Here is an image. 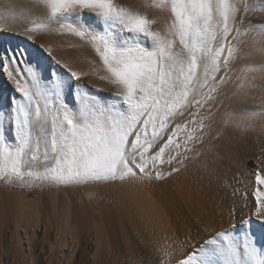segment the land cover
<instances>
[{"label": "snow or ice", "instance_id": "obj_1", "mask_svg": "<svg viewBox=\"0 0 264 264\" xmlns=\"http://www.w3.org/2000/svg\"><path fill=\"white\" fill-rule=\"evenodd\" d=\"M33 7L40 15L24 29L29 41L37 30L68 35L80 42L72 47L94 55L91 72L43 45L37 58L18 46L0 55L11 90L0 107V181L8 185L26 177L57 185L166 181L204 154L241 59L240 37L264 35L248 19L257 10L249 0H34ZM259 8L264 15V0ZM6 18L16 19L10 4L0 10ZM92 76L109 86L107 95L85 82ZM244 115L238 129L264 112ZM232 122L225 113L223 126ZM254 179L247 217L215 229L193 223L175 264H264L255 231L264 233V174ZM160 251L159 264H173V252Z\"/></svg>", "mask_w": 264, "mask_h": 264}, {"label": "bare ground", "instance_id": "obj_2", "mask_svg": "<svg viewBox=\"0 0 264 264\" xmlns=\"http://www.w3.org/2000/svg\"><path fill=\"white\" fill-rule=\"evenodd\" d=\"M249 3L257 10L248 19L264 28L260 0ZM9 4L16 19L0 20V55L18 46L37 58V46L43 45L62 63L91 72L94 54L72 47L80 43L77 38L37 30L34 42L27 39L24 29L40 15L34 0H0V10ZM249 27L245 22L241 31ZM240 40L241 59L234 65L233 81L225 88L226 99L208 141L211 154L206 150L187 161L162 183H108L83 193L62 189L30 201L18 190L0 188V264H159L162 246L173 252L175 264L182 258L181 241L193 234V223L202 219L215 229L247 217L254 201V174H264V117L240 129L235 123L246 119V111L258 116L264 112V35L246 31ZM39 58L45 66L50 63ZM84 79L108 94L105 82L94 76ZM241 84L242 94L233 97ZM10 94L0 76V107ZM225 113L233 120L229 127L223 126ZM233 209L234 219L229 216ZM255 231L264 243V233Z\"/></svg>", "mask_w": 264, "mask_h": 264}, {"label": "rangeland", "instance_id": "obj_3", "mask_svg": "<svg viewBox=\"0 0 264 264\" xmlns=\"http://www.w3.org/2000/svg\"><path fill=\"white\" fill-rule=\"evenodd\" d=\"M205 147V148H204ZM201 151L204 153L206 150L209 152L210 145L208 142L204 145ZM211 154V151H210ZM194 160V159H192ZM108 183H89V184H81V185H57L51 183L49 181H38L34 180L30 177H26L24 183L14 182L12 185L5 184L4 182L0 181V188L9 191V190H18L20 193L24 195L26 200H35L39 199L40 197L44 196L45 194H51L55 192H59L62 189L70 190L83 193L88 188H102L106 186Z\"/></svg>", "mask_w": 264, "mask_h": 264}]
</instances>
